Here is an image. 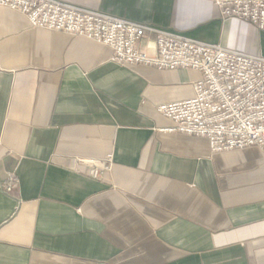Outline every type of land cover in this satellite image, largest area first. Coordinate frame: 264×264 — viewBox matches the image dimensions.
I'll list each match as a JSON object with an SVG mask.
<instances>
[{"label": "crops", "instance_id": "0c3cea01", "mask_svg": "<svg viewBox=\"0 0 264 264\" xmlns=\"http://www.w3.org/2000/svg\"><path fill=\"white\" fill-rule=\"evenodd\" d=\"M60 1L264 57V30L211 0ZM110 57L0 7V264H264V153L165 131L157 107L198 71ZM108 158L98 180L76 164Z\"/></svg>", "mask_w": 264, "mask_h": 264}, {"label": "built area", "instance_id": "2783aa9c", "mask_svg": "<svg viewBox=\"0 0 264 264\" xmlns=\"http://www.w3.org/2000/svg\"><path fill=\"white\" fill-rule=\"evenodd\" d=\"M211 2L217 8L219 20H237L264 30V0ZM0 7L24 15L32 28L101 44L109 49L110 62L123 68L198 71L200 80L192 85V98L157 107L173 124L165 131L206 138L214 154L246 147L264 153V57L198 42L171 30L60 0H0ZM76 164L94 180L112 166L111 158L101 162L79 159ZM9 180L12 185L6 193L13 190L14 174L9 175Z\"/></svg>", "mask_w": 264, "mask_h": 264}]
</instances>
